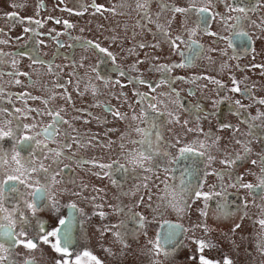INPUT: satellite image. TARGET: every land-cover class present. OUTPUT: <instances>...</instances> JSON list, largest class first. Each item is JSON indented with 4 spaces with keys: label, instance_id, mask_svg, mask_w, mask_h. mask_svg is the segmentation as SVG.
Listing matches in <instances>:
<instances>
[{
    "label": "flooded vegetation",
    "instance_id": "1",
    "mask_svg": "<svg viewBox=\"0 0 264 264\" xmlns=\"http://www.w3.org/2000/svg\"><path fill=\"white\" fill-rule=\"evenodd\" d=\"M256 154L264 175V0H0V264H107L153 224L177 251L264 195Z\"/></svg>",
    "mask_w": 264,
    "mask_h": 264
},
{
    "label": "rangeland",
    "instance_id": "2",
    "mask_svg": "<svg viewBox=\"0 0 264 264\" xmlns=\"http://www.w3.org/2000/svg\"><path fill=\"white\" fill-rule=\"evenodd\" d=\"M97 2L102 3V0H97ZM122 41L125 43L124 47H127L126 53L131 51L129 49L131 44H128L127 40ZM96 43L101 46L98 41ZM127 58H129V55L124 57V59ZM141 61L144 64L147 63L146 60L141 59ZM78 68L80 69V67ZM28 78L29 76L27 75H13L12 84L14 89L22 91L29 84ZM20 96L23 99L22 93ZM5 126L3 125L2 128ZM91 146L94 147L95 145L87 144L86 148ZM263 178L264 175L260 172V156L256 154L253 183L255 184L256 181L262 182ZM246 180L249 184L252 183L249 175ZM237 192L243 196L247 194L246 188L240 186ZM124 193L123 202L127 207H130L129 198L134 196V193L131 195L127 194V192ZM241 205V210L235 209L234 215L236 219L234 223L232 218H220L217 213L210 212L206 224L200 230L194 231L192 236H189L192 241L184 240L177 251L166 250L156 253L149 248L150 242L154 241V237L157 234V226L155 224H153L151 240H146L142 236L143 248L128 238L127 241L120 242L117 237L112 236L110 254L107 255V264H210L208 260L212 261L211 264H241V261L234 255L235 246H249L251 245L250 243L253 245L254 242H258V235L254 234L250 239L249 232L250 228L256 224V221L264 218V195L255 200H251V197L242 200ZM116 211L117 208L112 206L110 209L112 219H117L118 214H116ZM140 213L142 214L143 210ZM181 224L183 226L184 221ZM142 229H144V226ZM198 238H200L199 244L196 242ZM252 252L255 261L264 264V251H262L261 244L257 243L254 245Z\"/></svg>",
    "mask_w": 264,
    "mask_h": 264
},
{
    "label": "water",
    "instance_id": "3",
    "mask_svg": "<svg viewBox=\"0 0 264 264\" xmlns=\"http://www.w3.org/2000/svg\"><path fill=\"white\" fill-rule=\"evenodd\" d=\"M165 229H168V230H170V231H177V230H179V229H181L179 226H177V225H170V226H166V228H164V227H161L160 228V231H159V233H158V239H159V237H160V235H161V231H163V230H165ZM167 238V235L166 234H164L162 237H161V242L162 241H164L165 239Z\"/></svg>",
    "mask_w": 264,
    "mask_h": 264
},
{
    "label": "snow or ice",
    "instance_id": "4",
    "mask_svg": "<svg viewBox=\"0 0 264 264\" xmlns=\"http://www.w3.org/2000/svg\"><path fill=\"white\" fill-rule=\"evenodd\" d=\"M208 261H209V262H210V264H211V262H212V261H210V260H208Z\"/></svg>",
    "mask_w": 264,
    "mask_h": 264
}]
</instances>
